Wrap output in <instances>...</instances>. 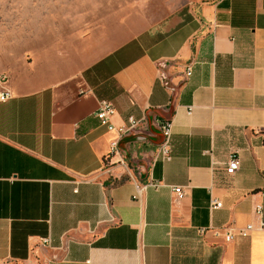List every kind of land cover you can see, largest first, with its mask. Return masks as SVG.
Here are the masks:
<instances>
[{
  "label": "crops",
  "instance_id": "obj_1",
  "mask_svg": "<svg viewBox=\"0 0 264 264\" xmlns=\"http://www.w3.org/2000/svg\"><path fill=\"white\" fill-rule=\"evenodd\" d=\"M104 9L27 44L0 25V264H264V0ZM100 101L114 126L139 122L116 155ZM138 143L149 164L133 177Z\"/></svg>",
  "mask_w": 264,
  "mask_h": 264
},
{
  "label": "rangeland",
  "instance_id": "obj_2",
  "mask_svg": "<svg viewBox=\"0 0 264 264\" xmlns=\"http://www.w3.org/2000/svg\"><path fill=\"white\" fill-rule=\"evenodd\" d=\"M116 1L119 3L124 0ZM165 1L171 10H176L195 0ZM107 2L108 0H0V25H12L14 29L11 27L9 31L15 32L22 43L27 44L28 36L33 32L34 27L37 33H44L46 25L52 22L53 33H59L62 22L65 24L67 22L70 31H75L78 12L85 9L90 12L93 10V15H103L104 11L106 12L104 8ZM137 145L138 162L132 164L126 161L128 174L133 177H139V174L145 176L149 164V160L140 156L148 149L144 144Z\"/></svg>",
  "mask_w": 264,
  "mask_h": 264
},
{
  "label": "built area",
  "instance_id": "obj_3",
  "mask_svg": "<svg viewBox=\"0 0 264 264\" xmlns=\"http://www.w3.org/2000/svg\"><path fill=\"white\" fill-rule=\"evenodd\" d=\"M190 70H188V76H190ZM10 97L9 92H5L4 94L0 95V101H6ZM114 115V109L110 102L108 101H100L98 103V109L96 113V117L99 120L102 126L108 128V131L115 134V139L111 142L110 148L112 155H116L118 153V148L120 142L128 136L132 131L136 130L139 127V122H136L133 118L128 120V125L125 127H116L112 124V117ZM160 131L163 137L162 144L159 148V153L165 162H169L171 160V139H172V123L165 122L160 126ZM240 168L239 159L236 155H232L227 163L225 172L226 175L229 177H233ZM148 186L157 188L154 184H149ZM147 186L143 188H138L139 194L143 190H145ZM172 192L178 199H182L184 197V192L181 188H173ZM140 200V195L138 197V201ZM222 208V204L215 199H211L209 204V209L211 212L219 210ZM262 208L258 206L256 208V213L258 215L261 214ZM264 225L261 224L260 229H263ZM212 230V229H210ZM255 228L252 225L247 226L246 228L240 230L234 229H227L225 234V241L226 243H230L234 240L236 236L242 239H246L250 236L252 232H254ZM206 233L205 229L199 230V234L203 236Z\"/></svg>",
  "mask_w": 264,
  "mask_h": 264
}]
</instances>
